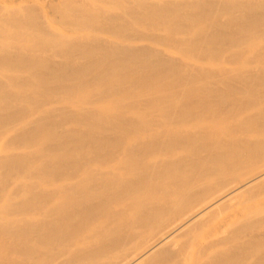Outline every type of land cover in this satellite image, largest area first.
Segmentation results:
<instances>
[{
	"label": "bare ground",
	"instance_id": "obj_1",
	"mask_svg": "<svg viewBox=\"0 0 264 264\" xmlns=\"http://www.w3.org/2000/svg\"><path fill=\"white\" fill-rule=\"evenodd\" d=\"M1 1L0 264H264V61L229 90L204 68L257 52L264 0ZM116 5L187 42L141 47Z\"/></svg>",
	"mask_w": 264,
	"mask_h": 264
},
{
	"label": "rangeland",
	"instance_id": "obj_2",
	"mask_svg": "<svg viewBox=\"0 0 264 264\" xmlns=\"http://www.w3.org/2000/svg\"><path fill=\"white\" fill-rule=\"evenodd\" d=\"M1 1V0H0ZM24 1H29V0H24ZM176 1H181V0H176ZM2 3H5L6 5V10H9L11 8L16 7L14 2H18V0H2ZM26 3L21 2L19 6L23 7ZM2 5V4H0ZM92 12H97L96 8H93L91 10ZM112 14H114L118 19V23L121 27L129 28V31L127 35H140L141 39L139 41V44L145 47H149L148 43H150V47L152 50L160 52V54H165L164 48L167 47V45L171 44H177L178 49L181 48L184 45V42H187V37L182 35V34H172V32L168 31L167 29H164L162 27H157L154 25L149 24L151 27L149 28H139L137 27V23L135 20L139 19L138 16L140 14H144L145 12L140 10V9H131L129 10L126 7H123L121 5H116L115 8L110 10ZM45 13L48 16V22L55 24V31H58L59 33L63 32H70L72 29H75L74 27H69L68 25L62 23L60 21L61 19V11L58 8L54 7H46L45 8ZM234 14L237 15L239 14V11H234ZM221 17L220 19L221 22H225L228 18V14L225 12L220 13ZM152 16L156 18V20L160 19L163 16V13L161 12H152ZM110 19V18H109ZM106 25H110L109 20L106 19ZM260 32H264V26L262 25L259 28ZM100 37L101 38H106L108 39V36L110 35L109 31L102 29L99 31ZM162 40V41H161ZM176 43H174V42ZM168 42V43H165ZM160 45V47L158 46ZM157 48V49H156ZM164 49V50H163ZM161 54V56H162ZM171 58L173 61L176 63L181 64L182 66L185 67L187 72L190 74L189 70L193 74V67L196 64V59L197 56L195 54H187L186 56H182L181 54L174 52L171 55ZM264 61V43H262L259 47L258 50L255 54H243V56L240 57V60L237 61H232L231 58L228 55H224L219 57L217 60L213 61V65L211 67H207L204 65L205 71L208 70V75L207 78L210 77H215L217 79L223 78L224 80V88H227L229 90L231 87H239L240 83L238 81V78L243 76L244 73L241 72H246L247 70H250L252 67H258L262 62ZM162 70V68L158 69L157 76L160 75L159 72ZM166 73L169 74L168 77H160L153 82L158 90H163L166 86L170 85L172 86L171 89V96L173 97H182L181 92L183 90H186L185 88L187 86L181 85L182 83V78L177 75V72L175 69H171L169 72L166 71ZM185 74H182L184 76ZM216 79V80H217ZM167 91L163 93H167ZM229 92V91H227ZM217 102H221V100H217ZM260 110L264 109L263 106H259ZM12 137V134L9 133L6 136V140H9ZM41 161L39 160L36 165H40ZM1 172V170H0ZM11 201L13 202L14 199L11 197Z\"/></svg>",
	"mask_w": 264,
	"mask_h": 264
}]
</instances>
